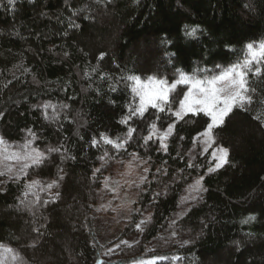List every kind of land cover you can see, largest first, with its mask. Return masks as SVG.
I'll list each match as a JSON object with an SVG mask.
<instances>
[{
    "label": "trees",
    "instance_id": "trees-1",
    "mask_svg": "<svg viewBox=\"0 0 264 264\" xmlns=\"http://www.w3.org/2000/svg\"><path fill=\"white\" fill-rule=\"evenodd\" d=\"M261 43L264 0H0V137L7 154H23L31 140L46 156L0 176V264H264V69L249 73L253 102L233 108L207 152L203 137L193 143L206 127L202 114L176 123L167 152L160 149L156 136L176 118L157 120L150 107L132 116L139 104L126 79L172 83L177 69L200 79ZM185 91L178 85L170 99ZM152 122L156 136L145 145ZM128 127L136 132L126 150L99 140L124 138ZM217 145L228 163L209 173ZM133 152L147 161L149 182L132 220L102 244L93 213L101 179ZM4 155L0 146V171L15 162ZM200 176L206 191L185 200Z\"/></svg>",
    "mask_w": 264,
    "mask_h": 264
},
{
    "label": "snow or ice",
    "instance_id": "snow-or-ice-1",
    "mask_svg": "<svg viewBox=\"0 0 264 264\" xmlns=\"http://www.w3.org/2000/svg\"><path fill=\"white\" fill-rule=\"evenodd\" d=\"M12 0H9L11 3ZM197 32L196 28H192L186 34L189 36H194ZM103 59V54L99 57ZM219 68L220 66L217 65ZM262 69H264V43L259 44L258 47L254 48L252 44L246 46V51L244 59L237 61L235 64L229 66L226 69H222L219 73L213 74L211 76H205L203 78H196L195 76H189L187 73L177 69L178 78L169 83L165 79H156L154 77H149L147 81H142L138 76H128L126 79L131 82V91L139 97L140 104L134 109H130L131 115H138L143 118L145 112L148 108L155 110L153 115L156 116L157 120L160 119L158 113H168L170 116H174L175 121L168 124L166 130L159 136H156L157 125L152 122L148 125L149 133L145 136L144 144L148 145L150 141H153L154 136L159 141L160 149L167 152V144L165 141L174 133L176 123L183 120L185 116L189 114L191 116L203 115L207 117L206 127L202 132L196 134L193 137V143L198 144L201 141V137H204L202 152H207L215 144L214 129L221 127L224 124L225 117L232 112L234 107L244 108L246 104L253 102V97L250 93V86L248 76L251 73L254 76L259 77L262 74ZM183 84L187 86V91L183 93L182 98L170 99L171 94L176 90L177 86ZM115 91V89H113ZM251 91H255L251 89ZM44 108H49L51 105H44ZM131 116L125 117L120 122L122 124H127ZM136 129L128 127L126 136L124 138H117L113 140L105 134H101L99 137L100 141H103L106 145H111L113 149L117 152L120 150H126V145L133 139V135ZM184 139V137H181ZM98 140L93 138L91 141V146L96 147ZM0 146H4V160H16V161H30L29 163H23L21 167V172H25L29 167H39L43 161L46 159L45 153L32 147V141H26L25 144L19 146L22 150L21 152H13L7 154L6 142L0 137ZM48 151H59L58 148H50ZM107 155V153H105ZM133 160L138 159V154L131 153ZM213 159L216 161L214 167L208 169L209 173L217 171L219 168L223 167L224 164L228 163V149L216 146L212 153ZM104 157H101L103 160ZM147 161L141 160L140 163H146ZM189 168H194L195 164L189 160L187 165ZM97 172L100 169H96ZM145 173L149 172V168L145 167L143 169ZM159 171V169L157 170ZM11 167H5V170L0 171V176H4L7 173H11ZM11 179L12 177L9 176ZM19 179V177H17ZM63 179V177H60ZM147 177H141L140 183L136 185L139 188L140 184L146 181ZM203 176L196 179L195 184L190 186L191 191H206L202 186ZM37 182L33 181L32 184L28 185L29 189L35 187ZM56 182L49 183L47 185L48 189L55 186ZM107 186V184H106ZM113 192L116 190L113 189ZM187 200V197L184 198ZM195 199V197H192ZM134 203V201H133ZM255 219V217H248L244 223ZM145 221H141L137 224V230H141V225ZM175 223V221H173ZM175 235V234H173ZM121 243L127 244V242L122 241ZM187 243V241H185ZM131 247V245H128ZM8 252H12V249H6ZM114 251L109 249V252ZM13 259H19L18 256H13ZM176 259H179L178 257Z\"/></svg>",
    "mask_w": 264,
    "mask_h": 264
},
{
    "label": "rangeland",
    "instance_id": "rangeland-1",
    "mask_svg": "<svg viewBox=\"0 0 264 264\" xmlns=\"http://www.w3.org/2000/svg\"><path fill=\"white\" fill-rule=\"evenodd\" d=\"M136 97L138 104H140L139 97ZM162 133L163 131L161 134ZM204 139L203 137V140ZM9 154H11V152ZM8 161L12 160H7L5 162ZM140 161L141 159L139 158L133 160L131 156L128 159L114 160L112 164L109 165L108 170L106 168L105 174L101 179L100 198L93 211L97 222L96 231L102 244L108 243L118 237L132 220L131 218L134 211L137 210L136 203L143 193L146 184L149 182L148 175L150 173V170L147 173L143 171L145 167L149 168L147 162L141 164ZM215 163L216 161L214 160L212 167L215 166ZM6 166L12 167V172L10 174H13L17 173L20 164L15 160L13 165ZM6 166L5 163H2L1 168L5 169ZM13 167L16 168L14 169ZM144 176L147 177L146 181L137 188L136 185L140 183L141 177ZM194 184L195 181L188 186L184 197L194 194L195 191L190 190V186ZM113 189L116 191L113 192Z\"/></svg>",
    "mask_w": 264,
    "mask_h": 264
}]
</instances>
